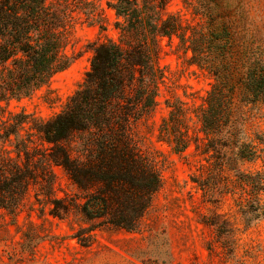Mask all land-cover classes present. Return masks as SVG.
<instances>
[{"label":"trees","instance_id":"16d2710c","mask_svg":"<svg viewBox=\"0 0 264 264\" xmlns=\"http://www.w3.org/2000/svg\"><path fill=\"white\" fill-rule=\"evenodd\" d=\"M105 4L116 16L118 39L90 45L83 82L60 113L41 121L9 107L33 98L71 67L78 58L71 51L74 28L84 20L106 30L105 9L89 0H0V217L16 218L33 189L43 212L48 207L53 218L80 223L74 238L84 247L104 229L141 231L163 184L140 127L158 106L162 40L173 45L178 38L188 65L208 71L216 82L201 105L173 107L161 141L180 154L194 145L214 169L192 182L205 193L235 194L241 188L245 195L238 207L246 225L263 218L264 173L239 168L257 151L243 142L234 118L243 82L232 28L206 6L210 27L198 31L183 27L177 16L163 18L166 0ZM246 87L247 103L264 98V62L250 67ZM190 113L199 123L196 135ZM56 168L64 171L71 193L57 194ZM210 224L219 226L215 220Z\"/></svg>","mask_w":264,"mask_h":264},{"label":"rangeland","instance_id":"374dc122","mask_svg":"<svg viewBox=\"0 0 264 264\" xmlns=\"http://www.w3.org/2000/svg\"><path fill=\"white\" fill-rule=\"evenodd\" d=\"M89 2L104 7L106 30L97 23L80 21L72 36L71 51L78 55L76 61L33 98L14 101L10 111H24L41 121L52 119L89 71L90 45L118 39L114 11L106 8L105 0ZM205 6L232 28L234 47L240 55L243 86L236 97L234 118L243 142L255 147L257 156L240 162L239 168L247 173H264V98L247 103L250 96L246 87L250 67L255 61L264 62V0H166L163 18L174 15L183 27L208 30ZM178 43V38H174L173 45L167 38L162 40L159 65L164 81L158 106L140 127L145 149L156 158L163 184L143 219L141 231L104 229L96 233L91 246L84 247L74 238L80 223L74 218H53L48 207L43 212L32 189L16 218L7 213L0 217V264H264V217L246 225L238 207L245 195L242 189L236 188L235 194L222 195L211 189L205 193L192 177L207 178L214 167L196 152L194 145L180 154L161 141V127L173 107L181 103L187 109L201 105L216 82L208 71L188 65ZM190 116L193 118L192 113ZM188 124L191 135H196V118ZM55 171L57 194L71 193L64 171ZM214 180L211 178L210 184ZM212 220L219 226H212Z\"/></svg>","mask_w":264,"mask_h":264}]
</instances>
